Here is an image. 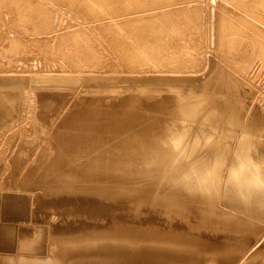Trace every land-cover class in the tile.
I'll return each mask as SVG.
<instances>
[{
	"label": "bare ground",
	"instance_id": "6f19581e",
	"mask_svg": "<svg viewBox=\"0 0 264 264\" xmlns=\"http://www.w3.org/2000/svg\"><path fill=\"white\" fill-rule=\"evenodd\" d=\"M49 1L54 7L74 9L75 15L90 22L59 32L58 12L45 0H0V16L10 14L6 21L13 27L3 51L14 57L28 50V43L55 39L58 57L79 72L94 73L101 64L97 42L102 39L119 58L111 66L181 75L201 67L207 44V50L222 52L223 68L215 71L204 93L223 111L233 96L238 107L245 106L246 76L254 60L264 64V0H213L217 5L207 19L201 6L190 7V0ZM95 33L100 34L97 40ZM44 81H52V76ZM152 97V105L160 99ZM27 101L31 108L33 99ZM141 110L139 106L132 115ZM199 111L194 116L197 125L203 117ZM131 112L126 110L127 116ZM120 116L125 120L120 121L122 126L130 128L125 114L115 118ZM196 127L189 131L210 149L212 142ZM163 133L167 131H130V145L117 142L110 147L129 148L131 160L123 153L108 152L70 156L81 148L82 140L71 141L63 132L52 134L45 145V155L51 156L48 175L39 179L30 170L23 177L14 176V187L32 193L8 197L11 203L29 202L30 211L11 205V213L21 221L19 252L0 254V264H264V236L256 235L264 223L263 198L243 184H230L219 193L209 160H194L189 145L161 161L157 146ZM254 148L248 137L243 138L238 166L246 163ZM76 157L90 164L89 175L69 170ZM155 166L162 169L152 173ZM125 170L127 177L122 174ZM10 231L12 226L0 225V245H9L3 238ZM44 237L46 242L41 241ZM45 244L48 254L42 256L37 251Z\"/></svg>",
	"mask_w": 264,
	"mask_h": 264
},
{
	"label": "rangeland",
	"instance_id": "374dc122",
	"mask_svg": "<svg viewBox=\"0 0 264 264\" xmlns=\"http://www.w3.org/2000/svg\"><path fill=\"white\" fill-rule=\"evenodd\" d=\"M190 1V7L198 5L203 8L207 19L212 7L221 0ZM45 2L51 4L49 0ZM52 7L53 11L58 12L59 32L69 28L77 29L82 26L81 22H90L86 19L83 21L77 13L75 15L73 8V11H70V7L65 8L66 6ZM9 17L10 14L5 16L1 12L0 78L8 81L0 82V225L12 226V231L4 236L3 241L9 245H0V254L15 256L19 252L18 224L21 221L16 220V215L11 213L14 211L11 205L30 211L29 202L22 199L11 203L13 201L8 197L16 192V196L20 194L24 197L32 193L27 191V188L14 187V176L23 177L30 170L35 171L39 179L48 175L46 170L50 166L48 160L51 156L45 155V145L49 137L56 132H63L71 141L76 138L82 140L81 148L73 149L74 153L70 156L75 157V153L86 156L108 152L110 155L123 153L126 160H131L133 153L129 148L122 147L121 151L119 148L114 150L110 147L117 142L130 145V131H167L160 136L162 138L157 146L161 161L167 160L182 146L189 145L194 160H209L208 169L218 181L219 193H222L224 188L226 190L230 184H243L251 187L253 194L264 200V64H260L259 58H255L256 61L254 60L252 69L246 76L248 95L245 106L238 107L233 96L228 102V109L223 111L218 103L210 101L209 95L204 93L208 90L207 86L215 71L223 68L222 52L217 49L207 50V44L204 49L205 60L199 69L181 75L157 73V76L144 69L111 66L119 63V58L114 56L102 39H98L100 34L95 33L94 37L98 39L97 45L101 51V64L94 73L89 70L79 72L57 56L55 39L28 43V50L26 48L23 54L14 57L3 51L7 43L6 38L13 36V27L6 21ZM92 24L98 26L97 22ZM95 31L97 32V29ZM19 58H22V62ZM19 64L21 66H18ZM91 75H95L98 81L92 79L93 77L89 80L87 76ZM50 76L52 81L45 82ZM115 79L120 82L111 83ZM150 97L160 99L152 105ZM27 99H33L31 108ZM139 106L142 108L136 112L139 115H132ZM202 109L205 111H199ZM126 110L132 112L127 116ZM197 110L199 116H203L198 125L194 123ZM122 114L126 115L130 128L122 126L120 121L125 120L121 116L115 118ZM159 114L164 115L162 121L154 116ZM196 126L201 128L212 142L210 149H204L200 139L189 131L191 128H197ZM131 127L136 130H131ZM247 137L255 148L250 151L252 154L246 163L238 166L236 158L242 150L241 141ZM44 155L47 159L45 161ZM77 158L72 159L69 170L89 175L87 171L91 169L90 164L81 163ZM81 158L83 160L85 157ZM115 165H120L119 159L115 160ZM161 169L155 166L150 168V171L157 173ZM13 171L16 173L13 174ZM74 174L68 171L67 175L73 177ZM122 174L127 177L128 171H122ZM245 175H248L250 180L244 178ZM140 177L149 178L145 174ZM42 183L44 187L46 181ZM186 183L191 184L192 179L187 178ZM219 204L224 207L220 197ZM256 235L264 236V223ZM46 240L44 237L41 241ZM47 249L46 244L41 245L37 252L46 256Z\"/></svg>",
	"mask_w": 264,
	"mask_h": 264
}]
</instances>
